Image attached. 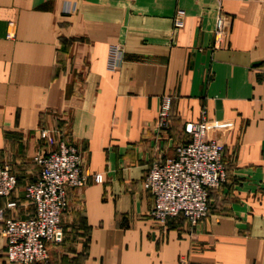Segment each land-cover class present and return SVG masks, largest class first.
<instances>
[{
    "label": "crops",
    "instance_id": "1",
    "mask_svg": "<svg viewBox=\"0 0 264 264\" xmlns=\"http://www.w3.org/2000/svg\"><path fill=\"white\" fill-rule=\"evenodd\" d=\"M218 14L226 34L216 45ZM113 43L124 59L110 72ZM164 95L170 125L159 130ZM203 112L226 181L197 224L155 223L146 174L189 141ZM44 128L102 177L67 189L47 264H264V0H0V164L17 179L0 199L1 209L16 204L7 218L33 214L23 188L38 177ZM5 252L0 236V264Z\"/></svg>",
    "mask_w": 264,
    "mask_h": 264
},
{
    "label": "built area",
    "instance_id": "2",
    "mask_svg": "<svg viewBox=\"0 0 264 264\" xmlns=\"http://www.w3.org/2000/svg\"><path fill=\"white\" fill-rule=\"evenodd\" d=\"M185 13L177 9L173 28L184 26ZM10 24L6 36H14ZM215 44L226 34V25L220 14L214 25ZM123 48L119 43L109 45L106 69L117 71L123 63ZM172 97L160 98L156 128L165 130L170 125ZM208 121L203 112L200 119L187 127L189 141L176 148L172 158L153 163L146 174L144 189L152 197L149 217L164 225L168 220L181 218L191 225L208 215L209 193L219 190L227 178L219 143L207 137ZM38 138L44 150L33 158L38 177L27 183L24 198L33 214L26 219L7 218L6 210L16 204L7 202L0 208V236L6 240L5 260L8 264H47L49 245L56 241L61 217L67 206V189L80 190L88 183L100 184L99 174L84 172L81 153L66 141L57 129H41ZM17 186L16 176L7 164H0V199H8ZM183 264V261H181Z\"/></svg>",
    "mask_w": 264,
    "mask_h": 264
}]
</instances>
